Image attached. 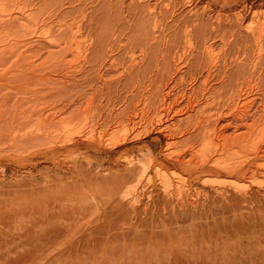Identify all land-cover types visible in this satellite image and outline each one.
Wrapping results in <instances>:
<instances>
[{"label": "rangeland", "instance_id": "374dc122", "mask_svg": "<svg viewBox=\"0 0 264 264\" xmlns=\"http://www.w3.org/2000/svg\"><path fill=\"white\" fill-rule=\"evenodd\" d=\"M261 34L264 0H0V264H264Z\"/></svg>", "mask_w": 264, "mask_h": 264}, {"label": "bare ground", "instance_id": "6f19581e", "mask_svg": "<svg viewBox=\"0 0 264 264\" xmlns=\"http://www.w3.org/2000/svg\"><path fill=\"white\" fill-rule=\"evenodd\" d=\"M261 35H262V34H261ZM262 37H264V35H262ZM157 174H158V175H160V174H161V173H160V170H158V171H157Z\"/></svg>", "mask_w": 264, "mask_h": 264}]
</instances>
